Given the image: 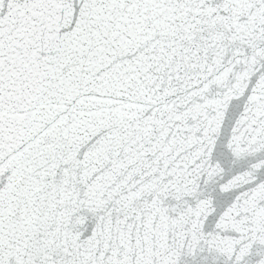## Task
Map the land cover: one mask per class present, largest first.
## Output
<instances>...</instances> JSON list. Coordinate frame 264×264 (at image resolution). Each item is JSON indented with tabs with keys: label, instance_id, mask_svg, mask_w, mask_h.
<instances>
[{
	"label": "snow or ice",
	"instance_id": "obj_1",
	"mask_svg": "<svg viewBox=\"0 0 264 264\" xmlns=\"http://www.w3.org/2000/svg\"><path fill=\"white\" fill-rule=\"evenodd\" d=\"M0 264H264V0H0Z\"/></svg>",
	"mask_w": 264,
	"mask_h": 264
}]
</instances>
